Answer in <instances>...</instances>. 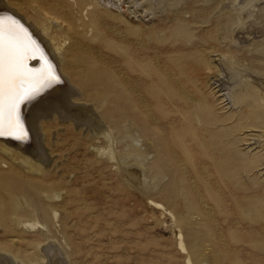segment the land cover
I'll return each instance as SVG.
<instances>
[{
  "label": "rangeland",
  "instance_id": "obj_1",
  "mask_svg": "<svg viewBox=\"0 0 264 264\" xmlns=\"http://www.w3.org/2000/svg\"><path fill=\"white\" fill-rule=\"evenodd\" d=\"M0 3L77 88L0 139V264H264V0Z\"/></svg>",
  "mask_w": 264,
  "mask_h": 264
},
{
  "label": "bare ground",
  "instance_id": "obj_2",
  "mask_svg": "<svg viewBox=\"0 0 264 264\" xmlns=\"http://www.w3.org/2000/svg\"><path fill=\"white\" fill-rule=\"evenodd\" d=\"M40 35L41 34L37 28L35 29V27L31 26L24 16L11 8L1 6L0 3V76L6 77L8 71L7 49L9 46H13L22 54L23 63L26 65V68L34 74L32 83H35L41 75L49 72L55 77L54 80L43 86L37 85L39 91L36 92L31 99L26 100L19 105V120L23 129L24 138H16L17 135H19V133H17L12 135H0V139L21 144L18 142H24L26 137L30 136V140L33 142V145L37 148L38 152L42 156H45L44 148L41 143L43 132L40 127V118L48 110V112L58 113L61 109L66 110V105H63L61 102L62 97H71L72 95H75L76 91L74 90L77 88L72 89V86L69 85V80H67L69 78L63 71L61 66L63 56L59 54V44L56 45V41L53 42V40H51V42L45 41L43 39L45 33L42 34V37ZM29 56L32 58L30 61H28ZM24 86L27 87L29 85L25 84ZM38 103L39 105H42L40 112L39 110H36V105ZM4 130L7 132L6 112ZM179 248L185 250L181 241H179ZM44 251L46 254L55 253L50 245H45ZM188 264H190L189 261Z\"/></svg>",
  "mask_w": 264,
  "mask_h": 264
},
{
  "label": "snow or ice",
  "instance_id": "obj_3",
  "mask_svg": "<svg viewBox=\"0 0 264 264\" xmlns=\"http://www.w3.org/2000/svg\"><path fill=\"white\" fill-rule=\"evenodd\" d=\"M7 61L6 77L0 76V135L19 133L16 138L23 139V129L18 113L19 105L31 99L39 91L37 85L43 86L55 77L49 72L32 83L34 74L26 68L22 54L13 46L7 49ZM25 84L29 86L25 87ZM5 112L7 113V132L4 130Z\"/></svg>",
  "mask_w": 264,
  "mask_h": 264
},
{
  "label": "water",
  "instance_id": "obj_4",
  "mask_svg": "<svg viewBox=\"0 0 264 264\" xmlns=\"http://www.w3.org/2000/svg\"><path fill=\"white\" fill-rule=\"evenodd\" d=\"M31 59H32V58L29 56V57H28V61H30Z\"/></svg>",
  "mask_w": 264,
  "mask_h": 264
}]
</instances>
